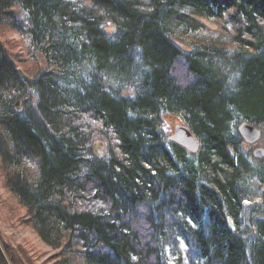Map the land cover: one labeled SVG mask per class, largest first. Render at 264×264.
<instances>
[{
    "label": "trees",
    "instance_id": "16d2710c",
    "mask_svg": "<svg viewBox=\"0 0 264 264\" xmlns=\"http://www.w3.org/2000/svg\"><path fill=\"white\" fill-rule=\"evenodd\" d=\"M243 121L264 137V0H0V176L53 264H264Z\"/></svg>",
    "mask_w": 264,
    "mask_h": 264
},
{
    "label": "rangeland",
    "instance_id": "374dc122",
    "mask_svg": "<svg viewBox=\"0 0 264 264\" xmlns=\"http://www.w3.org/2000/svg\"><path fill=\"white\" fill-rule=\"evenodd\" d=\"M202 22L213 30L218 29L220 25V22L205 17L202 18ZM3 38L5 42L11 43L12 45L13 43L18 44L20 41L19 35L11 31L5 32ZM10 51L11 54H20V52H22L21 46L15 45ZM173 119L171 121H175V119ZM170 125H165V129H169ZM172 128L173 126H170L168 130L170 133L172 132ZM95 140L102 141L97 137L94 141ZM256 146L264 148V137L261 130L259 140L256 144L249 145L248 147L247 143H243V149L249 151L252 158V150ZM260 201H262V197H260ZM15 206L16 203L6 191L0 176V247H2L3 250L4 248L12 250L16 254V257L21 262L23 261V264H53V262H55L53 256L57 254L58 250L52 249L42 242L36 233L24 224V212L23 210L17 209Z\"/></svg>",
    "mask_w": 264,
    "mask_h": 264
},
{
    "label": "water",
    "instance_id": "95a60500",
    "mask_svg": "<svg viewBox=\"0 0 264 264\" xmlns=\"http://www.w3.org/2000/svg\"><path fill=\"white\" fill-rule=\"evenodd\" d=\"M14 108L17 112H20L22 110V102L21 100H18L14 104ZM172 128V132L168 135V139L170 141L176 142L185 149H187L189 152H196L199 146L197 138L191 133V131L182 123L170 121ZM237 131L241 138L244 140L245 143L254 145L257 143L260 137V130L257 128V126L250 124L246 121L241 122L237 126ZM92 148L96 156L99 158H102L104 155V142L100 140H95L92 143ZM252 156L256 159L264 158V148L261 146H256L252 150ZM262 191H264V187L262 188ZM259 201V199H257ZM244 200L242 203L244 205L249 204L250 202ZM229 220V226L233 228V224L231 219Z\"/></svg>",
    "mask_w": 264,
    "mask_h": 264
},
{
    "label": "bare ground",
    "instance_id": "6f19581e",
    "mask_svg": "<svg viewBox=\"0 0 264 264\" xmlns=\"http://www.w3.org/2000/svg\"><path fill=\"white\" fill-rule=\"evenodd\" d=\"M230 219V218H229ZM232 221V220H231ZM228 222H229V220H228ZM232 224H233V222H232Z\"/></svg>",
    "mask_w": 264,
    "mask_h": 264
},
{
    "label": "snow or ice",
    "instance_id": "6c2138e0",
    "mask_svg": "<svg viewBox=\"0 0 264 264\" xmlns=\"http://www.w3.org/2000/svg\"><path fill=\"white\" fill-rule=\"evenodd\" d=\"M247 203V201H245Z\"/></svg>",
    "mask_w": 264,
    "mask_h": 264
}]
</instances>
